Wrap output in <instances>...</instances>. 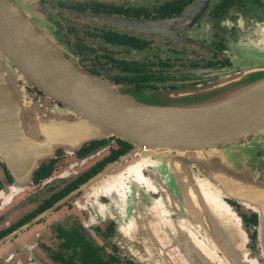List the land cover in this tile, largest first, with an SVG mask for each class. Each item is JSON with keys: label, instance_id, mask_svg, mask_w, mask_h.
Instances as JSON below:
<instances>
[{"label": "flooded vegetation", "instance_id": "flooded-vegetation-1", "mask_svg": "<svg viewBox=\"0 0 264 264\" xmlns=\"http://www.w3.org/2000/svg\"><path fill=\"white\" fill-rule=\"evenodd\" d=\"M11 2L67 62L137 100L192 96L215 76L212 71H243L241 54L264 57V0ZM0 64V122L15 123L0 132V256L15 249L5 262L153 264L154 257L178 264L185 255L197 263L199 241L207 236L203 248L212 252L209 264H217L233 240L243 244L245 236L246 246L257 244L258 217L251 205L213 184L212 194L200 200L194 184L184 187V160L175 152L141 158L147 150L113 136L80 145L49 143L47 125L58 128L76 116L2 54ZM9 133L26 140L25 147L11 148L3 136ZM226 148L189 158L198 188L208 183L201 161L221 167L231 154ZM254 155L253 178L264 183V133ZM162 166L173 170L177 192L167 188ZM42 224L55 249L45 247L43 258L28 262L24 252L33 248L25 242ZM233 231L234 239L228 236ZM18 237L21 245L13 246Z\"/></svg>", "mask_w": 264, "mask_h": 264}, {"label": "water", "instance_id": "water-1", "mask_svg": "<svg viewBox=\"0 0 264 264\" xmlns=\"http://www.w3.org/2000/svg\"><path fill=\"white\" fill-rule=\"evenodd\" d=\"M0 54L34 87L65 105L76 116L58 128H51L49 123L46 128L51 133L46 138L49 143L56 141L80 145L85 141L113 136L137 149L180 154L184 160V187L192 189L194 184L201 200L202 196L204 199L209 195L201 189L203 186L210 189L213 188L211 184L219 185L231 199L251 205L258 217V236L264 239V186L255 182L247 172L249 168L231 165L228 170H222L220 167H210L213 163L208 165L209 160H203L201 167H206L203 175L208 183H200L201 188H198L185 163L188 157L198 159L201 158L198 153L225 147L236 155L235 146L243 148L244 144L264 133V66L233 74L212 71L215 76L200 86L201 90L231 89L213 101L195 106L146 104L122 88L101 81L67 62L15 9L11 0H0ZM260 74L262 76L248 80ZM184 96L157 95L169 100ZM10 125L15 123L0 122V132L7 131ZM3 136L11 148L26 145V140L10 133ZM172 163L176 166V163ZM236 232L228 236L234 239ZM206 240L209 242L207 236ZM202 246L205 245L201 244L199 249L201 259L208 261L203 252L208 250ZM245 251V236L243 244L233 240L232 245L223 251L224 258L228 259L227 264H232V259H244ZM198 261L197 264H206Z\"/></svg>", "mask_w": 264, "mask_h": 264}, {"label": "rangeland", "instance_id": "rangeland-1", "mask_svg": "<svg viewBox=\"0 0 264 264\" xmlns=\"http://www.w3.org/2000/svg\"><path fill=\"white\" fill-rule=\"evenodd\" d=\"M241 55L243 56V64H242L243 70L249 69V68H256V67L264 66V57H259V56H255V55L248 56V55H244V54H241ZM255 63H257V64H255ZM2 66H5V65L3 64ZM260 76H262V74L254 75V76L250 77L248 80H253V79H256ZM212 79H213V77H212ZM230 91H231L230 88H227L225 90H218V91L210 90V91H206V92H205V90L202 89L197 94H194V95L188 96V97L176 98V100H169L168 98H159L156 96H154V97L152 96V97H149L147 99H142L140 101L145 102L146 104H151V105L154 104V105H165L166 106V105L172 104V105L195 106L196 104H202L205 102L213 101V100L217 99L218 97L229 93ZM261 139H262V135L252 139L249 143L244 144L243 148L241 147L238 149L237 147H239V146H235L234 148L237 150L236 155L234 153L232 154L230 152L231 154L222 160V164H221L220 169L228 170L229 167H231V165H234L236 167H240L241 165H243V168H249V170L247 172L253 177L254 171L256 169L255 167L257 166L256 165L257 160L255 159L254 150L256 147H259ZM227 148H229V147H227ZM162 152L163 151H151V152H149V151L145 152L144 151L140 155V157L144 158V157H148V156H154V155L162 153ZM209 153H220V152L208 151L204 154L198 153V155L201 158H205L204 156H206V154H209ZM178 156H179L178 157L179 161L180 160L182 161L183 156L179 155V154H178ZM188 158H190V157H188ZM188 158L185 159V163H186L187 167L189 168V166H191V165L188 164L187 161L190 160L191 158L190 159H188ZM203 160H206V159H203ZM168 162L170 163V160H168ZM212 163H216V161L213 160ZM159 173L161 174L162 178H165V177L168 178L169 182L165 183L167 188L177 192L178 191L177 189H179V188L175 184L176 183L175 182V176H174V173H173V170L171 169V167L162 166L161 169L159 170ZM169 173H172V174H169ZM189 174L191 176V179H193L194 174H193L192 170L189 172ZM200 174H202V173L200 172ZM241 177H243V176H241ZM253 179L255 180V182L258 185L264 186V183L261 182L260 180H257L255 178H253ZM201 189L210 195L212 194L211 189L205 188L204 186ZM47 227H48V225L42 224V227L39 229L38 233L32 235L31 239H29V241L25 242V244L27 246L31 245V247L33 248V249H29V247H28L27 251L24 252V253H28V255H27L28 257L26 258V259H28V262L30 259H32L34 262H36L37 261L36 259H38L37 255L41 256V252H43V253L45 252L44 251L45 247L51 248L52 250L55 249L56 242L52 239V235L48 232ZM259 231H260V226H258V228H257V234H256L257 244L253 247V249L250 248L249 245H247L246 251H245V255H246L245 258L244 259L242 258V260L241 259H232V264H235V262H237V261H239L240 264H243V262L245 264H264V239H262L258 236ZM191 238H192V236H191ZM207 242H208L207 240H206V242L204 240L199 241L200 244H204V245H207L206 244ZM12 245L13 246L21 245V240L19 239V237L16 238L14 241H12ZM13 250H15V249L12 248V249H9L8 251H5L3 253H7V254L12 253ZM22 252L23 251L21 249H19V253H22ZM203 252L205 253V255L208 258H210L209 255L212 252H208L206 250ZM24 253L21 254V259L25 257ZM214 253H216V251H214ZM7 254H2L0 256V264H13L14 263L11 260L9 262H5ZM200 254H201V252H200ZM15 257H18L17 253H15ZM26 259L25 260L22 259V261L25 262ZM153 259L155 260V261H153V264H165L164 260H160L159 258H154V257H153ZM221 259H222V261L220 260V263H217V264H227L228 259H226L224 257H221ZM199 260L202 262H205L206 264L208 263L207 260L201 259V257ZM168 261L172 263L171 259H169ZM169 262H167V264H170ZM185 263L186 264H197V263H193V260L187 261L185 255H184V262H180L178 264H185ZM228 263H230V261Z\"/></svg>", "mask_w": 264, "mask_h": 264}, {"label": "bare ground", "instance_id": "bare-ground-1", "mask_svg": "<svg viewBox=\"0 0 264 264\" xmlns=\"http://www.w3.org/2000/svg\"><path fill=\"white\" fill-rule=\"evenodd\" d=\"M235 218V217H234Z\"/></svg>", "mask_w": 264, "mask_h": 264}]
</instances>
